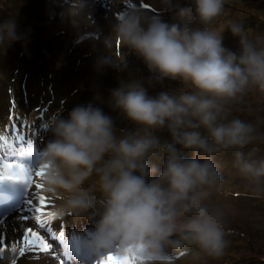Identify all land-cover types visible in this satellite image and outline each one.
I'll list each match as a JSON object with an SVG mask.
<instances>
[{
    "label": "clouds",
    "instance_id": "clouds-1",
    "mask_svg": "<svg viewBox=\"0 0 264 264\" xmlns=\"http://www.w3.org/2000/svg\"><path fill=\"white\" fill-rule=\"evenodd\" d=\"M79 4L70 0L75 15L83 0ZM159 5L157 13L145 16L130 2L110 17L111 32L102 39L99 32L77 36L78 42L100 40L97 70H129L127 59L109 54L111 34L143 61L146 77L121 80L111 90L113 108L139 130L122 129L118 137L113 118L92 104L41 122L51 138L39 150L35 169L43 172V190L58 199L46 219L87 221L83 232L67 235L86 256L135 252L141 264H164L171 253L192 248L206 257L222 256L227 219L211 189L222 179L215 157L225 152H233V166L253 197L264 194V158L243 151L257 139L256 129L240 118L228 120L225 110L250 90L264 93V35L233 22L228 30L239 47L232 50L222 33L208 27L223 14L225 0H191V12L179 9L173 22L161 17L176 10L179 0ZM87 23L95 24L90 14ZM17 38L14 21L0 23V44ZM166 81L188 87L148 95L145 84ZM165 129L171 139L161 144L155 133ZM153 159H162L161 166Z\"/></svg>",
    "mask_w": 264,
    "mask_h": 264
},
{
    "label": "rangeland",
    "instance_id": "rangeland-1",
    "mask_svg": "<svg viewBox=\"0 0 264 264\" xmlns=\"http://www.w3.org/2000/svg\"><path fill=\"white\" fill-rule=\"evenodd\" d=\"M3 1L0 0V4ZM8 1L11 2V6H13V3L19 2V0ZM71 2L75 3L77 7L80 6L79 0H71ZM130 2L136 5L145 16H152L160 9L159 0H83L82 11L79 15H75V10L70 9V1L50 0L52 4L40 9L38 12L39 17H32L27 22L34 25L44 43H47L46 48L51 53V63H53L54 69L69 74L67 69H72V65H74L75 68L72 75L80 76L83 80L74 77L76 80L73 81L81 89L86 85L93 88L101 86L100 84L103 83L112 86L114 89L119 86L121 80L146 77L148 73L143 61L137 58L134 53H130V50L114 34H111L113 46L109 54L113 58L120 60L127 59L130 65L129 70L123 73L110 68L97 70L94 67L96 57L103 51L100 40L85 38L83 42H78L77 36L84 32H99L102 39L104 35L111 32L110 17L114 13L124 10ZM187 3L191 5V0H179V6L184 5V9H189L191 12V7H186ZM227 3L237 5V7L234 8ZM8 7V14L5 15L2 21L10 20L8 16L13 11H11L10 6ZM18 7L20 8L21 6ZM178 11L179 9H177ZM88 14L94 19V25L88 26ZM174 14L175 10L169 14L165 12L161 18L165 21L173 22L175 20L172 19ZM254 18H257V20L254 21ZM260 20L261 22L259 23ZM233 22L242 23L245 30L250 34L264 35V0L261 2L259 0H226L223 14L216 18L212 24L208 25L212 30L223 34L225 47L236 50L239 47L238 37H234L228 30ZM37 46L39 48L40 44H37ZM129 73H131V76ZM145 87L148 90V95L155 97L156 94L162 91H168L169 89L180 90L188 86L182 85L180 82L166 81L164 86H149L145 84ZM87 102L103 110L112 108L114 103H105L100 98H97V93L95 94V92L92 93ZM225 110L228 120L240 118L247 123L253 124L256 129L255 135L257 139L244 148L243 151L246 156L251 154L252 158L255 159L264 158V93L250 90L235 100L229 101L225 105ZM67 114L65 112L61 116H67ZM115 117V126L119 125V127L116 126V131L120 128L122 130L124 127L120 125L125 123L127 119L119 111H117ZM121 122L122 124H120ZM50 138L51 135L49 133L41 139L38 145L39 150L44 147ZM37 156L38 154L35 157H30L27 154L24 160L16 159V161L34 169L35 173L39 171L35 169ZM215 159L221 171L222 179L211 189V199L224 208L226 213L225 239L228 243L224 253L219 258H210L199 253L195 248L180 250L171 253L170 259L164 264H253L257 261H261L264 264V258H262L264 257V194L260 198L253 197L251 190L246 186V182L233 166L235 157L232 151L220 154ZM16 161L13 160L12 162ZM152 163L160 167L162 159H153ZM34 173L29 191L36 196L34 205L37 208L40 207L39 196L43 195L45 197L46 204L41 212L19 213L18 210L23 206L25 200V184L22 182L3 183L16 191L17 194L15 198L5 202L1 201L0 203V215H6L0 217V249H3L0 252V264H5V261H11L13 264H65V261H67V264H95L96 260L103 259L109 255L116 257L121 262L131 258V253L121 254L115 250H110L94 257L81 253L85 257V259H81L72 252L70 247L66 248V245H70L67 238L63 246H61L51 236L53 227L62 226L61 219L54 222L48 221V224L41 229L35 217L40 215L42 220L46 219L51 209L58 203V199L47 194L43 188L36 187V185L41 183L40 176H36ZM94 179L95 177H93ZM91 183L92 181L90 180L88 184ZM3 184H0V195L1 191L6 188ZM29 198H32V196L30 195ZM22 215H27L29 219L23 220ZM50 225L52 226L50 227ZM80 225L82 224L75 221L72 225L67 226V230L64 233L68 235L70 233L68 228L71 226L74 227L71 232H83L84 230H82ZM77 226L79 227L75 228ZM28 228H32L34 232H37L44 239L45 243L51 246L49 253L41 250L26 251L23 255L20 254L19 249L25 244L24 236ZM58 233H63V231L58 229ZM14 245L17 249L16 252H12ZM65 254L66 256H64ZM254 256H256L255 260L249 262L250 258ZM109 264H113V261L109 260ZM136 264H141L140 259H136Z\"/></svg>",
    "mask_w": 264,
    "mask_h": 264
},
{
    "label": "trees",
    "instance_id": "trees-1",
    "mask_svg": "<svg viewBox=\"0 0 264 264\" xmlns=\"http://www.w3.org/2000/svg\"><path fill=\"white\" fill-rule=\"evenodd\" d=\"M261 1L263 0H259V2ZM49 4H52L50 0H19V2L13 3V6L10 1L4 0L0 4V23L8 14V6H10L13 12L9 14L8 18L15 22L18 37L12 42L5 41L0 44V161L2 164L9 162L7 159L2 160L5 156L14 155L16 158H22L27 154L30 157H35L38 154V145L41 139L49 134L40 127L42 120L53 115L61 116L62 113H68L76 105H87L93 92L97 93V98L105 103L113 102L110 93V90L113 89L112 86L103 83L100 84L101 86L93 88L86 85L81 89L74 82L76 79L83 80L80 76L72 75L74 65H72V69H67L69 74L54 69L53 63H51V53L46 48L47 43H44L34 25L27 22L32 17H39L40 9ZM188 4L186 7H192ZM229 5L237 7V5ZM181 8L184 9V5L178 6L177 9ZM177 9L172 19L177 18ZM253 20L256 21L257 18ZM193 24L200 26L198 23L195 25V21ZM37 44H40L39 48ZM35 48L37 49L35 50ZM62 85L64 86L62 87ZM103 111L110 115L115 122V114L118 110L112 107ZM116 126L119 127V125ZM120 126L129 131L140 129V126L128 120ZM116 132L117 136L123 134L121 128ZM141 134H143L142 131ZM168 134L166 129L156 132V135L160 137L161 144L171 139ZM157 154L159 155V152ZM183 155L192 158L191 152L187 150L183 152ZM3 196L6 197L7 193ZM3 196L0 198L3 199ZM59 241L62 243L63 239L60 237ZM254 258L256 256L250 258L249 262L254 261ZM255 263L262 264L261 261L253 264ZM5 264H13V262L5 261Z\"/></svg>",
    "mask_w": 264,
    "mask_h": 264
},
{
    "label": "snow or ice",
    "instance_id": "snow-or-ice-1",
    "mask_svg": "<svg viewBox=\"0 0 264 264\" xmlns=\"http://www.w3.org/2000/svg\"><path fill=\"white\" fill-rule=\"evenodd\" d=\"M13 160L9 159V162H6L3 164V167L0 168V184H3L4 182H22L26 186V195L25 200L23 203V206L19 208V213H25V212H41L44 209V206L46 204V199L43 195L39 196V203L40 207L37 208L34 205V200L36 198L35 194L30 193L29 188L32 183V176L34 173V169L26 167L23 163H16L12 162ZM36 176H42V171H36L34 173ZM37 188H42L43 186L41 184L36 185ZM32 196V198H29V196ZM6 215H0V217H3ZM23 220H28L29 217L27 215H22ZM35 220L39 223V226L41 229L45 227L46 224H48L47 219L41 218L40 215H37L35 217ZM30 234V235H29ZM65 235V234H64ZM64 235L61 236V239L64 238ZM25 244L23 247L19 249V252L21 255H23L26 251H43L45 253L50 252L51 246L44 242V239L37 233L34 232L32 228H28L25 232L24 236ZM71 248L72 252L79 258L85 259L81 255V252L78 248L74 247L73 245H66V248ZM3 249H0V252H2ZM17 249L15 245L12 247V252H16ZM132 254L131 258L127 261H119L116 257H113L111 255L106 256L103 259H99L95 261V264H109V260L113 261V264H136V259H140L138 253L135 252H129ZM66 256V254L64 255ZM65 264H67V261H65Z\"/></svg>",
    "mask_w": 264,
    "mask_h": 264
},
{
    "label": "bare ground",
    "instance_id": "bare-ground-1",
    "mask_svg": "<svg viewBox=\"0 0 264 264\" xmlns=\"http://www.w3.org/2000/svg\"><path fill=\"white\" fill-rule=\"evenodd\" d=\"M9 158H12V155H10Z\"/></svg>",
    "mask_w": 264,
    "mask_h": 264
}]
</instances>
